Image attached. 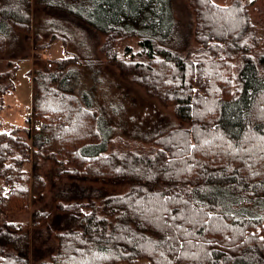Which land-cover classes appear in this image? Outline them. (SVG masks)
<instances>
[{
	"label": "trees",
	"instance_id": "trees-1",
	"mask_svg": "<svg viewBox=\"0 0 264 264\" xmlns=\"http://www.w3.org/2000/svg\"><path fill=\"white\" fill-rule=\"evenodd\" d=\"M160 3L163 27L152 19L136 34L131 26L155 10L152 0H113L100 51L189 127L150 142L103 138L97 112L66 85L79 55L33 70L26 125L0 122V212L27 209L30 193L45 186L41 157L68 180L58 204L37 210L28 227L0 214V264H264V31L240 0L228 7L193 0L199 46L189 49L173 30L171 1ZM31 5L0 0V57L13 33L33 41L39 61V51L60 37L33 30ZM132 36L138 52L126 45L121 53L119 38ZM14 71L0 74V110L16 87ZM87 181L125 187L106 192ZM33 223L46 228V239Z\"/></svg>",
	"mask_w": 264,
	"mask_h": 264
},
{
	"label": "rangeland",
	"instance_id": "rangeland-1",
	"mask_svg": "<svg viewBox=\"0 0 264 264\" xmlns=\"http://www.w3.org/2000/svg\"><path fill=\"white\" fill-rule=\"evenodd\" d=\"M113 0H32L31 23L33 30L44 36L58 35L59 38L52 42L49 49L40 50V61L34 56L33 41L26 38L23 32L13 33L8 36L7 51L0 57V74H13L15 89L4 96L5 106L0 110V122L6 129L13 126L24 127L26 120L32 113V71L40 69L48 60H57L72 54L80 56V63L74 64L73 76L66 78V85L73 86L82 103L97 112L99 122L97 127L103 138H119L129 142H150L154 137L164 134L171 129L189 127L188 123L179 119L173 106H166L161 101L151 96L143 87L135 83L130 76L110 63L100 51L105 40L102 34L104 26V13L111 11ZM121 1V0H119ZM171 11L175 18L176 33H182V39L190 45L189 49L197 48L195 43L197 31V16L193 0H170ZM220 6L228 7L234 0H214ZM245 7L246 14L260 31H264V0H240ZM155 8L140 15V22L131 26L136 34L148 29L146 22L159 19V13L164 9L160 0H152ZM166 7L169 11V2ZM108 3V5H107ZM107 5V7H106ZM133 10L132 8H129ZM160 23V20L159 22ZM167 23V22H166ZM255 25V26H256ZM160 23L158 29L162 28ZM252 32L249 39L256 33ZM260 49L264 48V35L260 40ZM138 38H119V51L124 52L125 46L130 45L133 52L137 53ZM188 49V50H189ZM186 50V51H188ZM254 51V49L252 50ZM184 53V52H183ZM12 62V66L11 63ZM14 66V67H13ZM70 71V69H69ZM8 81V80H6ZM21 128V129H22ZM118 140V141H121ZM148 144V143H146ZM113 152L112 148L107 155ZM38 173L44 179L45 186L31 192L27 209H2L0 214H6L9 221L16 224L17 229L28 227L33 221L37 210H51L58 204L55 195L61 184L68 180L60 177L56 172V163L48 158L41 157L38 164ZM97 187L102 185L106 192L121 193L124 191L123 183L111 185L103 182H86ZM3 181L0 180V188ZM31 230L36 231L42 240L48 236L43 225H34ZM33 245L40 241L32 240ZM34 262V261H33ZM35 263V262H34ZM128 264V263H119ZM135 264H150L148 259H143Z\"/></svg>",
	"mask_w": 264,
	"mask_h": 264
}]
</instances>
